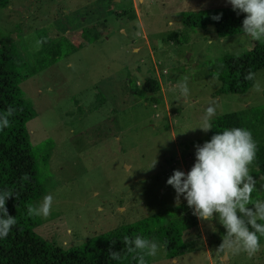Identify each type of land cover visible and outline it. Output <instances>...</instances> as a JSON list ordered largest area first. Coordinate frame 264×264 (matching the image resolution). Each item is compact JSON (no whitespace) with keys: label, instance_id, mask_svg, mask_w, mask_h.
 Returning <instances> with one entry per match:
<instances>
[{"label":"rangeland","instance_id":"rangeland-1","mask_svg":"<svg viewBox=\"0 0 264 264\" xmlns=\"http://www.w3.org/2000/svg\"><path fill=\"white\" fill-rule=\"evenodd\" d=\"M7 3L0 8V47L10 42L26 61V72L35 65L33 54L51 41L65 39L76 49L20 83L36 113L27 130L45 190L33 206L53 197L50 215L39 216L35 232L58 248L79 249L96 236L176 207L167 180L175 170L187 173L194 166L196 145L205 143L197 127L210 104L217 106L212 120L264 108V69L245 93L217 95L227 60L264 44L245 33L219 38L210 26L195 27V15L233 8L227 0ZM147 79L159 82L158 104L130 93ZM185 81L186 98L180 92ZM256 181L253 200H264V180ZM184 201L181 196L179 204ZM197 222L184 235L185 254L170 260L161 248L151 264H264V242L253 257L218 252L225 227L218 218Z\"/></svg>","mask_w":264,"mask_h":264},{"label":"trees","instance_id":"trees-1","mask_svg":"<svg viewBox=\"0 0 264 264\" xmlns=\"http://www.w3.org/2000/svg\"><path fill=\"white\" fill-rule=\"evenodd\" d=\"M7 0H0V8L7 7ZM223 14L219 21L213 16ZM246 14H237L233 8H219L195 15L196 26L213 28L219 38L242 34ZM187 19L191 20L190 17ZM197 28V27H196ZM86 33L87 30H85ZM98 35L90 40H97ZM76 51L65 39L49 42L33 54V69L26 72L25 60L16 57L14 46L9 42L0 47V116L7 114L11 107L14 114L9 117L10 126L0 131V192L12 191L15 195L8 199L6 207L10 215L16 217L17 224L6 238H0V264H138L134 259L138 254L129 253L123 238L137 235L155 240L162 247L167 259H175L186 253L184 235L197 227V217L187 200L174 208L148 216L131 225H122L114 230L96 236L79 249L63 250L36 234L40 226L39 216H29L28 207L39 199L45 190L41 186L34 164V148L30 143L27 124L36 113L20 89V83L27 73L33 75L50 67L60 58ZM264 69V44H255L252 53L244 57L227 60L221 77L217 95L243 94L254 80L244 77L250 71ZM134 96L146 102L158 104L162 101L159 82L147 79L142 87L130 89ZM246 121V123L243 121ZM212 130L205 132L202 142L210 141L217 132L225 129L246 128L251 131L257 143V154L250 172L255 180H264V108L250 110L245 114H226L211 121ZM27 176V179L24 177ZM264 242V237H260ZM110 251L119 252L120 259L114 260ZM146 264H151V256H145Z\"/></svg>","mask_w":264,"mask_h":264},{"label":"clouds","instance_id":"clouds-1","mask_svg":"<svg viewBox=\"0 0 264 264\" xmlns=\"http://www.w3.org/2000/svg\"><path fill=\"white\" fill-rule=\"evenodd\" d=\"M233 10L245 13L243 32L255 41H264V0H227ZM222 13L212 17L219 21ZM254 80L255 73L249 72L244 77ZM255 90H260L259 83L254 84ZM183 97L190 95L187 82L180 85ZM15 109L9 108L7 114L0 116V131L10 126L9 117ZM217 114V106L210 104L204 115L199 129L204 132L212 130L211 120ZM196 128V129H197ZM196 162L187 173L175 170L167 180L176 191V202L180 197L187 200L193 209V214L201 221L211 222L218 218L225 227L226 235L218 248V252L238 255L247 253L249 257L256 255L261 248L260 237H264V200H253V193L257 191V181L250 172L257 154V143L250 130L246 128L225 129L217 132L210 141L202 146L196 145ZM157 161L151 166L154 168ZM27 179V176L24 177ZM15 195L12 191L0 192V238H6L17 224L16 217L9 214L7 201ZM53 205L52 195L44 197L39 207H28L29 216L48 217ZM250 205L254 207H249ZM127 251L137 253L134 259L138 264H146L145 256L155 257L163 245L155 240L142 236L123 238ZM114 260L120 259L119 252L110 251Z\"/></svg>","mask_w":264,"mask_h":264},{"label":"built area","instance_id":"built-area-1","mask_svg":"<svg viewBox=\"0 0 264 264\" xmlns=\"http://www.w3.org/2000/svg\"><path fill=\"white\" fill-rule=\"evenodd\" d=\"M193 167V166H192Z\"/></svg>","mask_w":264,"mask_h":264}]
</instances>
